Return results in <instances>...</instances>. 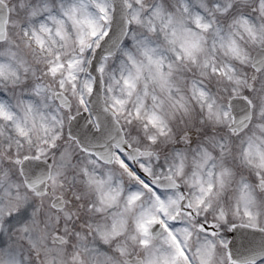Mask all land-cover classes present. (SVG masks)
Returning a JSON list of instances; mask_svg holds the SVG:
<instances>
[{
  "label": "snow or ice",
  "instance_id": "1",
  "mask_svg": "<svg viewBox=\"0 0 264 264\" xmlns=\"http://www.w3.org/2000/svg\"><path fill=\"white\" fill-rule=\"evenodd\" d=\"M0 264H264V0H0Z\"/></svg>",
  "mask_w": 264,
  "mask_h": 264
}]
</instances>
